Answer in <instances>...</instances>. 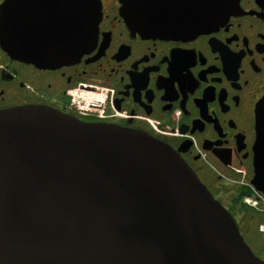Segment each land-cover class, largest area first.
<instances>
[{
	"label": "water",
	"instance_id": "1",
	"mask_svg": "<svg viewBox=\"0 0 264 264\" xmlns=\"http://www.w3.org/2000/svg\"><path fill=\"white\" fill-rule=\"evenodd\" d=\"M129 26L194 35L239 0H120ZM101 0H6L0 38L40 67L96 43ZM264 143V97L257 106ZM252 184L264 193V167ZM0 264H264L235 217L169 143L45 104L0 109Z\"/></svg>",
	"mask_w": 264,
	"mask_h": 264
},
{
	"label": "flooded vegetation",
	"instance_id": "2",
	"mask_svg": "<svg viewBox=\"0 0 264 264\" xmlns=\"http://www.w3.org/2000/svg\"><path fill=\"white\" fill-rule=\"evenodd\" d=\"M101 1L95 46L71 63L40 67L14 58L0 38V109L45 104L166 141L264 258V235L256 230L264 212L236 201L247 189L246 203L255 166L264 167V143H256V110L264 97V0H239L234 13L207 31L163 37L134 31L120 0ZM75 91L106 93L117 112L82 109L72 100Z\"/></svg>",
	"mask_w": 264,
	"mask_h": 264
},
{
	"label": "built area",
	"instance_id": "3",
	"mask_svg": "<svg viewBox=\"0 0 264 264\" xmlns=\"http://www.w3.org/2000/svg\"><path fill=\"white\" fill-rule=\"evenodd\" d=\"M72 100L79 105L80 108L86 109V110H92L96 109L102 116H106L107 114H114L116 109L113 106L112 103V96L104 93L101 95H93L90 96L88 93L84 92H71ZM89 97V98H88ZM99 104V107H94L92 104ZM151 124L156 127L155 123L151 121ZM249 186L253 191V194L249 196L250 194L245 196V201L248 203L254 205L257 207V203H259V200L263 198V193L258 190L252 183L249 182ZM249 196V197H248ZM261 208H264V205L260 206ZM260 230L262 231L264 235V222L260 225Z\"/></svg>",
	"mask_w": 264,
	"mask_h": 264
},
{
	"label": "rangeland",
	"instance_id": "4",
	"mask_svg": "<svg viewBox=\"0 0 264 264\" xmlns=\"http://www.w3.org/2000/svg\"><path fill=\"white\" fill-rule=\"evenodd\" d=\"M77 92H84V91H77ZM84 93H86V92H84ZM87 94V93H86ZM102 94H104L103 92H100L99 94H92V93H89V95L90 96H93V95H101L102 96ZM89 98V97H88ZM250 183H252L251 181H250ZM262 192V191H261ZM263 193V192H262ZM249 196H251V195H249ZM248 196V197H249ZM247 197V196H246ZM244 200H245V198H244ZM246 203V205L249 207V208H251V209H258V210H261L262 212H264V208H261L260 206H262V205H264V193H263V198L261 199V200H259V203H257V207H255L254 205H252V204H250V203H248L247 201H245ZM264 222V221H263ZM262 222V223H263ZM261 225V224H260ZM259 230H260V228H259ZM248 239V238H247ZM247 241V240H246ZM250 245H251V247H252V245H253V242L252 241H250V239H248V241H247ZM254 250H256L257 251V249L254 247Z\"/></svg>",
	"mask_w": 264,
	"mask_h": 264
},
{
	"label": "trees",
	"instance_id": "5",
	"mask_svg": "<svg viewBox=\"0 0 264 264\" xmlns=\"http://www.w3.org/2000/svg\"><path fill=\"white\" fill-rule=\"evenodd\" d=\"M247 192H248L247 189L241 191V192L238 194L237 198H236V201H237L238 205H239L240 207H242V208H249V207L244 203V201H243V196H244V194H246ZM252 210L256 211L255 209H252ZM263 221H264V215H263L262 219H260V220L258 221L257 225H256V230H257V232H259L260 234H261V231L259 230V225H260ZM261 235H262V234H261ZM254 239H255V241L258 242V240H257L256 237H254ZM263 241H264V240H263Z\"/></svg>",
	"mask_w": 264,
	"mask_h": 264
}]
</instances>
